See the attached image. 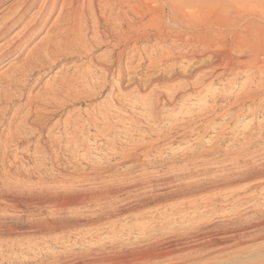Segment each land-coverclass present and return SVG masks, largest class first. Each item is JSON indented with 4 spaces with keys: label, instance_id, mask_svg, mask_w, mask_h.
I'll return each mask as SVG.
<instances>
[{
    "label": "rangeland",
    "instance_id": "obj_1",
    "mask_svg": "<svg viewBox=\"0 0 264 264\" xmlns=\"http://www.w3.org/2000/svg\"><path fill=\"white\" fill-rule=\"evenodd\" d=\"M21 1L0 0V26ZM84 1L75 3V24L82 25L71 34L91 38ZM92 1L104 27L118 11ZM187 1L206 12L223 9L233 22L222 32L251 17L264 25V0L178 2ZM61 3L36 18L39 2L0 40L5 47L28 21L42 23L0 60V264H264V32L252 33L244 49L255 61H245L228 37L227 45L196 51L200 40L192 36L134 51L127 41L119 64V50L112 56L121 80L89 70L91 58L109 54L103 46L20 74L36 46L57 38ZM150 18L140 23L143 34L151 33ZM203 31L214 37L218 30ZM178 46L183 51L168 52ZM220 59L228 66L216 67ZM14 74L13 88L4 87ZM28 97L36 109L23 106ZM35 115L41 126L29 148L11 144ZM48 220L51 229L32 228Z\"/></svg>",
    "mask_w": 264,
    "mask_h": 264
},
{
    "label": "bare ground",
    "instance_id": "obj_2",
    "mask_svg": "<svg viewBox=\"0 0 264 264\" xmlns=\"http://www.w3.org/2000/svg\"><path fill=\"white\" fill-rule=\"evenodd\" d=\"M77 1L78 0H62V3L60 5V12L58 14V17H56L57 20H56V22L54 21L55 22L54 24L52 23L54 25L53 27H55V31L53 29V31H54L53 35L54 36L56 35L57 38L63 37L64 38L63 41H57V38L54 37L55 39L54 38H53V40L50 39L51 41H49V42L47 40V42L45 44H43V45L40 44V46H36L37 49L33 47L34 49H36L35 50L36 52L34 53L35 55L33 54L34 55L33 56L32 53L31 54L29 53L30 56L28 57V61L26 63H24V65H22V67H21V70L18 71V72H20V74H22L23 71H25V70L28 72H31V71H34V69L44 67V66H48L51 64V61L56 60L62 54H64V55L67 53L68 54L69 53L86 54V52L91 50V49H95V48H98L100 46H103L104 48L106 47L107 49H109V52H108L109 54L107 53L108 54L107 56H104L102 58H98L97 60H95V57L91 58L89 61V65H88L89 70H91V72L96 73V72H98V69H100V72H102V73L107 72L108 74H109V72H116L118 79L121 80L124 77V71L117 66H116L117 68H114L115 64H117V63H115V61L112 60V58H113L112 56L115 53V51L119 50V53L117 54V55H119V57L117 59L118 60L117 62L119 64L121 57L124 56L127 49H130V47H129L130 41H133L135 43L134 46L132 45L133 48L130 50V51H134L138 48V46H140L142 44H151L153 41H155V42L159 41L165 45L171 44L172 42H179L181 44L188 43V39H190V37H192V36L197 38V40L198 39L200 40L199 43L194 44V42H193V44H194L193 48L196 51L199 49H202L203 47H216V46L221 45V44L227 45L226 39L228 37L234 43L235 49L240 51L241 55L246 54L247 59L245 61H248V60L251 61L254 58H256V56H255L256 54L251 53V52L244 53V49L247 48L249 46V44L251 43L252 33H256V32L257 33L258 32L263 33L264 32V25H261L259 22H256L255 20H253V17H251L250 18L251 20H249L248 22L246 21L245 25L244 26L242 25L241 28H238L236 30L234 29L235 31L234 32L232 31V33H229V31H227V30H226L227 32H224V31L222 32L219 29H221V27L224 24L227 23V25H231V23L233 22V20H230V18L226 16L227 14L224 12L223 9H221L220 7H217V8L215 7V8H213V10L209 11V9H208V12H206L205 8L203 10H200V9L198 10L196 8V6L189 5L188 1H187V4H186V2H183L184 4H179V2H178L179 0L178 1H175V0H162V1H160V0H106V8H107L106 10L113 12L116 9L118 12L115 15V17L110 18V20L107 19L108 21L104 24V27H103L100 24L102 22L101 21L99 22L95 18L93 1L92 0H85L84 1L85 3H83V6L87 5L88 10L86 11L87 13L85 12L82 14L86 15L85 16L86 17V23H87V25L91 24V27L95 29L94 30L95 33L93 34V32H92L91 38L90 37L88 38L89 34L86 31H82L81 34L74 36V35H72L74 33V31H72V29L76 26H78L80 28V26L82 25V24H80V26H79V25L75 24L78 21L75 19L77 17L74 16V13L76 10L75 3ZM21 2H23V3L21 5L20 10H18V12H15L11 18H7V19L5 18L3 23H1L0 40L4 39L6 37V35L9 33V31L11 30V28H13L19 22H21V20L24 19L26 14L32 8L36 7L39 4V2H40V5H39V7H37L38 12L35 13L36 18H37V16H40L44 13L47 14V16L51 15V13H53L55 11V9L57 8V6L59 4V0H24ZM202 4H205V3H202ZM17 7H19V6H17ZM82 8L83 7H81V9ZM10 14H12V13H10ZM5 16H7V15H5ZM99 16L97 18H99ZM148 16H151L150 24L148 26V28H150V30H151V33L143 34V32H146L147 29L146 28L143 29L141 27L142 25H140V23H142L143 20L147 19ZM107 17H109V16H107ZM240 18H241V16H240ZM31 19H33V17H31ZM241 19H240V21H241ZM2 20H1V22H2ZM100 20H101V18H100ZM30 21H32V20H30ZM80 22H82V21H80ZM116 23L118 26L117 27H115L116 25L113 26ZM40 24H42L40 21L36 22V23L33 22L32 24H30L28 21V23L26 24V27L24 28L25 29L24 33L18 39L14 40V42L11 41L7 46L0 48V51H2L0 54V60H2L7 54L14 52V51H17V49H21V47L24 44H26L27 41L32 37L31 36L32 30L36 29L38 26H40ZM174 27H176L177 31L174 30ZM204 27H209V28L215 27L216 30H218V31H216L217 32L216 35L214 37H212L210 34H208L209 31L207 33L203 31ZM49 30H51V29H49ZM113 31H115L116 34L113 35L112 34ZM129 31H131L133 33H137V36L131 35V37H130L128 34ZM114 39L119 41L118 46L114 45L111 42ZM58 40H60V39H58ZM127 41H129V42H127ZM179 43H177V44H179ZM181 50H182V47L178 46V47L170 48L168 52H180ZM18 52H19V50H18ZM167 54H169V53H167ZM253 61H255V60H253ZM231 62H233V61H231ZM227 63H228V61L224 62L222 59H220L215 65H216V67L221 68L222 65L228 66ZM15 76H16V74H14L9 79H6L7 77L4 78L2 85L4 87L11 86L14 83ZM169 79H172V78H169ZM156 82H158V81H156ZM79 90H80V88H79ZM14 93H15V91H14ZM76 95H78V93H76ZM75 97H77V96H74L70 99L71 100L75 99ZM0 101H1V96H0ZM23 106H28L32 110V109H36L39 105L34 99H32V97L31 98L28 97L25 105H23ZM33 114H34V112H33ZM32 117H33V115H32ZM40 126L41 125H40L39 115H35L34 121L32 122V124H30V126H28V127L22 126L21 128L18 127L16 134H14V132H13L14 135L11 136L12 137L11 144H12V142L18 141V143H20V144H26L27 145L26 148H29L28 144L33 140L32 135H34L36 131L40 130ZM75 140H77V139H75ZM10 152H12V151H10ZM24 152H25V150H24ZM40 152L43 153L42 150ZM34 154H35V151H34ZM259 174L264 176V169L262 171H260ZM85 200H86L85 198H79L78 204H80V205L84 204ZM38 204L46 206L47 203L41 202ZM96 219H97V217H96ZM90 221L92 222V220H90ZM78 223H79V221H78ZM32 224L34 225V223H32ZM50 225H51V223L48 220V221H44V223L42 225L36 224V227L33 226L32 228L33 229L38 228V230L39 229L45 230V228L51 229L52 226H50ZM29 226H31V225H28V227ZM7 233H8V231H7Z\"/></svg>",
    "mask_w": 264,
    "mask_h": 264
}]
</instances>
